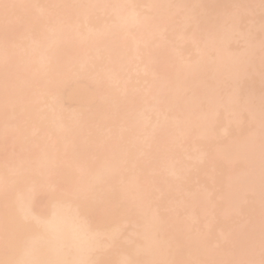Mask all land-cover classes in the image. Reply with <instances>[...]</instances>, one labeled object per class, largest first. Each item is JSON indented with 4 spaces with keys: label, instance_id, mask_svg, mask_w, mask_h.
I'll return each mask as SVG.
<instances>
[{
    "label": "bare ground",
    "instance_id": "1",
    "mask_svg": "<svg viewBox=\"0 0 264 264\" xmlns=\"http://www.w3.org/2000/svg\"><path fill=\"white\" fill-rule=\"evenodd\" d=\"M183 1L0 0V264H264V0Z\"/></svg>",
    "mask_w": 264,
    "mask_h": 264
},
{
    "label": "rangeland",
    "instance_id": "2",
    "mask_svg": "<svg viewBox=\"0 0 264 264\" xmlns=\"http://www.w3.org/2000/svg\"><path fill=\"white\" fill-rule=\"evenodd\" d=\"M173 1H174V0H173ZM186 1H187V0H186ZM186 1H183V2H185V3L187 4L188 2H186ZM183 2H181V4H182V5L184 4V5H183V6H184L183 8L185 9V3H183ZM181 4L178 3L177 5H178V6H179V5L181 6ZM187 6H188V5H187ZM236 6H237V5H236ZM181 7H182V6H181ZM234 7H235V6H234ZM183 8H182V9H183ZM186 8H187V7H186ZM238 8H239V7H238ZM142 9H144V8H142ZM182 9H181V10H182ZM184 9H183V10H184ZM61 10H62V9H61ZM61 10H60V11H56V12H54V13H53V14H55L54 16H56L57 18L61 19ZM49 16H50V15H49ZM52 16H53V15H52ZM18 20H19L18 18H13V20L10 22V25H11V26H16L17 24H22V27L24 28V30H25L26 32H27L28 29L31 28L30 25H29L28 23H26V22H24V21L19 22ZM24 41H25L26 43L28 42L27 39H25ZM234 42H236V43H234ZM234 42H233V43H234L235 46H236L235 48H237L238 51H240V49H241V48H244V46H245L244 42L242 43V39L235 40ZM26 43H25V45H26ZM233 43H232V46H234ZM21 45H22V44H21ZM21 45H17V46H21ZM27 45H28V43H27ZM243 45H244V46H243ZM29 46H30V44H29ZM36 46H37V45H36ZM58 47H59V46H58ZM57 49H59V48H57ZM60 49H61V48H60ZM242 50H243V49H242ZM37 52H38V51H37ZM194 52H195V51H194ZM194 52H193V50H192V54H193V55H194ZM190 54H191V53H190ZM192 54H191V56H193ZM189 56H190V55H189ZM197 62H198V61H197ZM192 63H194V66L200 64V62H199V64H198V63H196V61H193ZM195 64H196V65H195ZM201 64H202V63H201ZM194 66H193V67H194ZM201 66H202V65H201ZM199 67H200V65H199ZM199 67L197 66V68H199ZM208 72H209V71H208ZM208 72H207V74L209 75L210 73H208ZM202 73H203V74H202ZM211 73H212V72H211ZM181 74H183V73H181ZM181 74L179 75V76H180V77H179L180 79H182V78H181ZM205 74H206V72H205ZM207 74H206V76H208ZM201 75H204V71L201 72ZM182 76H183V75H182ZM141 77H142V76H140V78H141ZM143 77L145 78V80L147 79L146 75H145V76L143 75ZM199 77H200V76H199ZM199 77H198V78H199ZM177 78H178V77H177ZM204 78H205V77H204ZM200 79H202V78H200ZM137 80H138V82L140 81L139 79H137ZM137 80L133 79V80H132V84H136L137 82L135 83L134 81H137ZM142 80H143L144 83H146V82L144 81V79H142ZM142 80H141V81H142ZM129 81H131V79H130ZM141 81H140L139 83L143 84V82H141ZM133 82H134V83H133ZM9 83H10V82H9L8 80H6V79H0V107L3 106V103H2L1 100H3V99L6 97V94L9 92V89H10V87H11V85H10ZM191 83H192V82H191ZM94 85H95L97 88L102 89L103 86H104V81H103L102 79L99 78V79H97V80L95 81ZM137 85H139V84L137 83ZM144 85H146V84H144ZM144 85H143V86H144ZM190 85H193V84H190ZM187 86L189 87V84H188ZM187 86H186V87H187ZM188 87H187V88H188ZM195 87H196L197 89H196V88H193V90L196 89L197 91L201 88L200 86H195ZM198 87H200V88H198ZM140 88H142V85H141ZM180 88H185V87L183 86V87H180ZM203 88L205 89V87H203ZM178 89H179V88H178ZM181 90H182V91L184 90V92H185V89H180V91H181ZM205 90H206V89H205ZM175 91H176V92H177V91L179 92V90H177V89H175ZM197 91H195V92H197ZM200 91H201V90H200ZM200 91H199L198 93H201ZM182 93H183V92H182ZM185 93H186V92H185ZM185 93H184V94H185ZM175 95H176V96H175ZM179 96H180V98H181V97H182V98H186V97H187V96L185 97L184 95H183L184 97H183L182 95H180V92H179ZM176 97H178V94L174 93V98H175V100H177V99L179 100V99H180L179 97H178V98H176ZM187 98H188V97H187ZM181 100H182V99H181ZM177 102H178V101H177ZM175 105H176V101H175ZM178 106H179V105H178ZM69 113H70V112H69ZM22 124H24V123H22ZM7 139H10V136H9V135L7 136ZM167 141H170V140H167ZM232 142H233V141H232ZM232 142H231V143H232ZM91 144H95V143L92 142ZM80 145H81V144L79 143L78 146H80ZM229 145H230V143H229ZM252 146H253V145H252ZM252 146H249V147H251V149H252ZM10 149H11V148L8 147L5 151H1V152H0V161H2L3 158L5 157V155H6L7 153H9ZM249 149H250V148H249ZM246 151H248V148H247ZM261 159H262V158H260L259 160H261ZM259 160H257L259 165L254 163V164H255V167H254V164H253V166H251V172H252V171L255 172L256 175H254L253 172H252L253 174L250 172L251 174H249V177H248V178H249V179L251 178V181L253 180V182H254L255 185L260 186V185L262 184V185L264 186V182L262 183V181H264V179H263V178H264V175H263V176H262L261 174L258 175V172H257V171L259 170V167H258V166H260V163H261V161H262V160H261V161H259ZM257 161H256V163H257ZM263 162H264V160H263ZM263 164H264V163H263ZM263 164H261V165H263ZM256 165H258V166L256 167ZM260 167H261V166H260ZM252 168H253V170H252ZM255 168H257L258 170L255 169ZM254 170H256V171H254ZM250 175H251V176H250ZM252 175H253V176H252ZM259 176H261V177H259ZM169 177H172V175H170ZM262 177H263V178H262ZM248 178H247V181L249 180ZM244 180H245V179H244ZM256 180H257V181H256ZM185 181H186V180H185ZM185 181H184V182H185ZM259 181H260L261 183H260ZM241 182H243V180H241ZM244 182H246V181H244ZM253 182L250 183V184H248V185H251V184L254 185ZM255 182H259L260 185L257 184V183H255ZM245 184H246V183H245ZM258 186H257V187H258ZM171 191H172V190H169V192H168L169 194L167 193V194H168V197H166V198H167L169 201L172 200V202H174V201H176V197L173 196V195H171V194L173 193V191H172V193H171ZM181 193H184V192H181ZM181 193H180V194H181ZM186 193H187V192H185V194H186ZM180 194H179V195H180ZM169 195H171V196H169ZM211 195H212V194H211ZM172 196L175 197V198H171V199H169V197H172ZM182 196H183V195H182ZM184 196H186V195H184ZM177 198H178V197H177ZM167 199H166V202H168V204L171 203V202L167 201ZM174 199H175V200H174ZM223 199H224V198H223ZM223 199H222V200H223ZM222 200H220V201H222ZM39 201H40V199H39V195H38V194H35V193H32V204H34V205L39 204ZM214 202H215V201H214ZM223 202H224V201H223ZM175 203H177V201H176ZM175 203H174V205L171 204L170 206H172V205H173V206H176ZM217 203H218V202H217ZM215 204H216V203H215ZM221 204H222V203H221ZM224 204H225V203H224ZM173 206H172V208H173ZM185 206H188V205H185ZM185 206H181L183 210L186 208ZM178 207H179V206H178ZM181 207H179V208L176 207L175 209L178 210V209H181ZM183 207H185V208H183ZM222 207H223V204H222ZM172 208H171V209H172ZM185 210H186V209H185ZM179 211H180V210H179ZM179 211H178V212H179ZM181 212H182V211H181ZM181 212H180V214H181ZM183 213H184V212H182V215H186L185 213H184V214H183ZM237 216H238V215H237ZM182 217H183V216H182ZM185 217H186V216H185ZM185 217H183V218H185ZM236 218H238V217H236ZM216 219H217V220H218V219H221L220 221L218 220V222H221V221H223L224 218H216ZM226 219H228V218H225L224 220H225V221H228V220H226ZM231 219H233V218H231ZM238 219H239V218H238ZM184 220H185V219H184ZM217 220H215V221L217 222ZM235 220H236V219H233V221H235ZM237 221H238V220H236L235 222H237ZM223 222H224V221H223ZM233 223H234V222H233ZM217 224H219V223H217ZM217 224H216V225H217ZM234 226H235V229H236V227H239L240 225L238 226L237 223H235ZM251 229H253V228L251 227ZM251 229H249V230H251ZM178 230H179V229H178ZM254 230H255V228L253 229V231H254ZM181 231H182V230H180V235L184 232V230H183L182 232H181ZM177 232H179V231H176V235L178 234ZM250 233H251V232H250ZM178 236H179V235H178ZM250 241H251V240H249L248 243H249ZM248 243H247V244H248ZM250 243H251V242H250ZM241 244H243V243H241ZM252 244H253V243H252ZM256 245H257V244H256ZM256 245H254V246L256 247L255 249H258V246H256ZM252 246H253V245H252ZM7 248L9 249V247H7ZM9 250H10V249H9ZM245 254H246V253H245ZM245 254H243L242 257H244V256L246 257V255H248V254H246V255H245ZM247 257H248V256H247ZM243 259H244V258H243ZM244 260H245V259H244ZM158 262H159V261H158ZM159 263L161 264V262H159ZM223 263H224V262H223ZM223 263H222V264H223ZM224 264H226V263H224Z\"/></svg>",
    "mask_w": 264,
    "mask_h": 264
}]
</instances>
